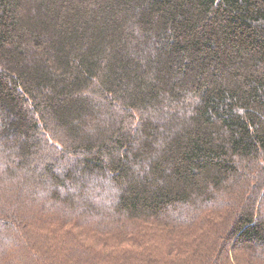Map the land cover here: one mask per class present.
<instances>
[{"label": "trees", "instance_id": "16d2710c", "mask_svg": "<svg viewBox=\"0 0 264 264\" xmlns=\"http://www.w3.org/2000/svg\"><path fill=\"white\" fill-rule=\"evenodd\" d=\"M82 227L109 241L71 257ZM28 256L264 264V0H0V264Z\"/></svg>", "mask_w": 264, "mask_h": 264}, {"label": "rangeland", "instance_id": "374dc122", "mask_svg": "<svg viewBox=\"0 0 264 264\" xmlns=\"http://www.w3.org/2000/svg\"><path fill=\"white\" fill-rule=\"evenodd\" d=\"M214 219L217 220V217H214ZM36 224L33 221L27 222V224L24 226V232L27 233L29 236L36 237V240L38 242H41L40 241V237H44V235L48 236L49 235V231H48V229H46L45 227H43V226H41L39 224H37V227H39V230L35 229L33 226H36ZM76 229L79 230V231L75 232L76 235H74L72 233V237L71 238L73 239V243L70 246H68L67 250H62L65 254H68L71 257L77 255V256H80L81 258H83L81 256V254H80V252L82 250L80 248H78V246L76 245L77 242L74 239V237L76 238V237L81 236V239L80 238L79 239H80V241L83 240L82 242L84 244H85V238H88L87 243L90 244V245H95L93 248L102 247V246H104V244H106L109 241V239H106L105 242H104V240L100 239V237H101L100 233L96 232V230H90V229L86 230L83 227L81 229H79V228H76ZM56 233H58V232H56ZM101 235H103V234H101ZM97 237H99V238H97ZM67 239H70L69 235L67 236ZM100 242H102V243H100ZM31 255H33V254L31 253ZM13 258H16V257H13ZM31 258L32 259H30V256H28V258H27V260L25 261L24 264H40L43 261H45L46 259H48V258H45V257H40L39 258V256H36V257L31 256ZM71 260H72V258H71ZM8 264H23V263H17L14 260L10 259ZM44 264H49V263L47 261Z\"/></svg>", "mask_w": 264, "mask_h": 264}]
</instances>
